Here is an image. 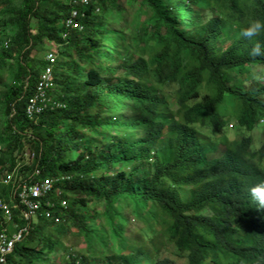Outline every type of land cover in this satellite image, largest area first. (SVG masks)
<instances>
[{"label":"trees","instance_id":"obj_1","mask_svg":"<svg viewBox=\"0 0 264 264\" xmlns=\"http://www.w3.org/2000/svg\"><path fill=\"white\" fill-rule=\"evenodd\" d=\"M81 1L0 0V235L26 229L5 264H264V34H239L264 0Z\"/></svg>","mask_w":264,"mask_h":264},{"label":"built area","instance_id":"obj_2","mask_svg":"<svg viewBox=\"0 0 264 264\" xmlns=\"http://www.w3.org/2000/svg\"><path fill=\"white\" fill-rule=\"evenodd\" d=\"M89 1L90 0H82L81 4H87ZM73 15L75 16L76 13H74ZM70 25H73L74 27L78 26L76 24H73L72 21L68 22V26ZM4 46L8 48L9 41H5ZM46 60L49 64L43 70L40 76V80L37 84L36 93L30 99L27 107V115L30 119H36L48 107L50 103L47 92L50 89L53 81L56 54L53 52L49 53L46 56ZM12 180V176H9L5 183H9ZM52 187V182L50 180H46L45 182L36 183L35 185L31 186H24L22 188V191L19 193V198L21 202L29 209V212L24 213L25 218L28 219L34 214L35 208L39 206V200L42 199ZM0 208L3 210L7 221H10L12 218V213L9 206L4 204L0 200ZM25 232L26 229H22L9 237V235L5 231L0 235V264L6 263V256L13 250L15 243L22 239Z\"/></svg>","mask_w":264,"mask_h":264},{"label":"clouds","instance_id":"obj_3","mask_svg":"<svg viewBox=\"0 0 264 264\" xmlns=\"http://www.w3.org/2000/svg\"><path fill=\"white\" fill-rule=\"evenodd\" d=\"M239 34L241 37L246 38V39H253L257 36L264 34V20H260V19L249 20L246 25L240 28ZM261 54H262V51H261V46L259 44L254 45L249 52V55L251 56H259ZM262 124L264 125V121L262 122ZM261 133H262V138H260L259 142H257L254 134H251V136L252 137L254 136V137H253V147L251 146V143H250V148L253 150L254 154H255V150H258L261 148L260 146H261L262 140H264V133L263 132ZM222 148L224 149V147ZM256 157L258 158L259 156H256ZM261 168H262V172H264V161L263 160L261 163ZM262 175L263 177L261 178ZM249 181L250 179L245 181L243 183V186ZM236 186L239 189L238 184ZM227 189L229 191V187ZM244 195H246V197L249 198V200L252 202L253 215L255 219L260 220L261 214H264V173H261L259 175V180L254 178L247 184ZM249 264H257V262L252 261Z\"/></svg>","mask_w":264,"mask_h":264},{"label":"rangeland","instance_id":"obj_4","mask_svg":"<svg viewBox=\"0 0 264 264\" xmlns=\"http://www.w3.org/2000/svg\"><path fill=\"white\" fill-rule=\"evenodd\" d=\"M54 48V50L53 51H56V48H55V46H52V49ZM11 72L10 71H8V73L6 72V74H2L1 75V79H0V81L1 82H9L10 80H11ZM126 118L129 116V114L126 112ZM231 130H230V133H232L234 130L232 129V128H230ZM254 136H255V138H256V140H257V142H259V140H260V138H262V133H261V131H256V132H254ZM134 230H136V228L134 229ZM53 260H55V257H54V259Z\"/></svg>","mask_w":264,"mask_h":264}]
</instances>
